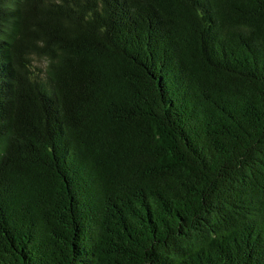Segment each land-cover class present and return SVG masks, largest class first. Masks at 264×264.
<instances>
[{
    "label": "trees",
    "instance_id": "1",
    "mask_svg": "<svg viewBox=\"0 0 264 264\" xmlns=\"http://www.w3.org/2000/svg\"><path fill=\"white\" fill-rule=\"evenodd\" d=\"M0 264H264V0H0Z\"/></svg>",
    "mask_w": 264,
    "mask_h": 264
},
{
    "label": "clouds",
    "instance_id": "2",
    "mask_svg": "<svg viewBox=\"0 0 264 264\" xmlns=\"http://www.w3.org/2000/svg\"><path fill=\"white\" fill-rule=\"evenodd\" d=\"M37 44L42 46V41H37Z\"/></svg>",
    "mask_w": 264,
    "mask_h": 264
}]
</instances>
